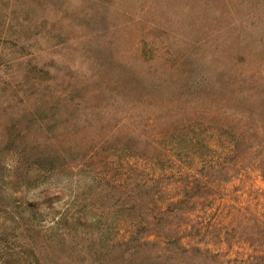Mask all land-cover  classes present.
Segmentation results:
<instances>
[{"label": "rangeland", "instance_id": "1", "mask_svg": "<svg viewBox=\"0 0 264 264\" xmlns=\"http://www.w3.org/2000/svg\"><path fill=\"white\" fill-rule=\"evenodd\" d=\"M231 129L264 152V0H0V264L245 261L264 154Z\"/></svg>", "mask_w": 264, "mask_h": 264}, {"label": "trees", "instance_id": "2", "mask_svg": "<svg viewBox=\"0 0 264 264\" xmlns=\"http://www.w3.org/2000/svg\"><path fill=\"white\" fill-rule=\"evenodd\" d=\"M242 132L243 131L238 132L235 129H231L230 131L224 133L228 140L230 155H232L230 161H232L233 165L238 169L239 167H246L245 164H248L246 163V158H248V155L252 153V158L259 162L258 165H262L260 157L264 154V152L261 153L254 151L251 146L252 143L246 139V136ZM192 140L193 139H190V141ZM196 144L201 145L203 143L201 140H197ZM208 169H212V167L210 166ZM188 171L189 170L186 172ZM208 172L205 171V169H202L200 177H196L194 175L191 176L189 174H187L186 177L183 176V174L176 175V178L173 181L176 184L177 192L180 191L178 194L179 198L176 201H170L166 210H163L162 208L157 209L161 216L160 221L162 220V216L165 214H171L175 219L183 220L185 216L190 215L191 212L195 210V197L200 196L201 198L207 199V197L211 195V186L213 183H211L210 178H208ZM158 192L161 194V189ZM258 223L259 225H262V229L259 232V245L253 248L252 255H249L245 261H240L239 264H264V220L259 218ZM159 226H161L160 223L158 224V227ZM174 231L179 234L180 228L176 225L174 226ZM183 238L184 237L179 238V245L185 250V247L181 245Z\"/></svg>", "mask_w": 264, "mask_h": 264}]
</instances>
